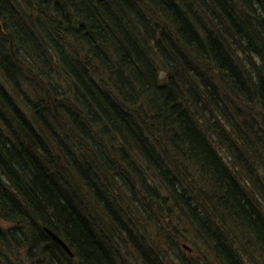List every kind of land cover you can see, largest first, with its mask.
Returning <instances> with one entry per match:
<instances>
[{
	"label": "trees",
	"instance_id": "trees-1",
	"mask_svg": "<svg viewBox=\"0 0 264 264\" xmlns=\"http://www.w3.org/2000/svg\"><path fill=\"white\" fill-rule=\"evenodd\" d=\"M183 244L264 264V0H0V264Z\"/></svg>",
	"mask_w": 264,
	"mask_h": 264
},
{
	"label": "rangeland",
	"instance_id": "rangeland-1",
	"mask_svg": "<svg viewBox=\"0 0 264 264\" xmlns=\"http://www.w3.org/2000/svg\"><path fill=\"white\" fill-rule=\"evenodd\" d=\"M184 245L187 247H184ZM182 250L180 252L179 255H181L183 258H185L189 264H202L201 262H198V263H194V256L192 257H189V255L191 254V250L189 249V246L186 245V244H183L182 245ZM171 260L169 261L168 264H183V262L180 261V258H175V256L171 255ZM185 260V261H186Z\"/></svg>",
	"mask_w": 264,
	"mask_h": 264
},
{
	"label": "water",
	"instance_id": "water-1",
	"mask_svg": "<svg viewBox=\"0 0 264 264\" xmlns=\"http://www.w3.org/2000/svg\"><path fill=\"white\" fill-rule=\"evenodd\" d=\"M46 232L49 234V236L57 243L59 244L66 252L69 253L70 256H72L73 254L71 253V251H69L68 247L66 246V244L56 235L54 234L52 231H50L49 229H45ZM184 247H186L184 245ZM187 248V247H186Z\"/></svg>",
	"mask_w": 264,
	"mask_h": 264
}]
</instances>
